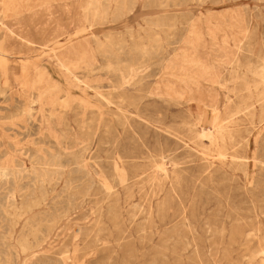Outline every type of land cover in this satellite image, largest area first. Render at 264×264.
Instances as JSON below:
<instances>
[{
	"label": "rangeland",
	"instance_id": "374dc122",
	"mask_svg": "<svg viewBox=\"0 0 264 264\" xmlns=\"http://www.w3.org/2000/svg\"><path fill=\"white\" fill-rule=\"evenodd\" d=\"M20 1L36 44L0 64V264H264V0Z\"/></svg>",
	"mask_w": 264,
	"mask_h": 264
},
{
	"label": "bare ground",
	"instance_id": "6f19581e",
	"mask_svg": "<svg viewBox=\"0 0 264 264\" xmlns=\"http://www.w3.org/2000/svg\"><path fill=\"white\" fill-rule=\"evenodd\" d=\"M116 2V1H115ZM29 4V1L27 2ZM27 3H21L20 0H11V3H10V9H8L7 11L5 10H2L0 8V32H2L4 34V36H8L9 39H10V42L12 41L13 42V45H11V48L9 49H5L3 47H0V64H2L3 62L9 64L11 63L10 59L7 58V56H16V55H19L23 49L24 46H35L36 44V41L35 39L32 37V35L26 31L24 32H21L19 30V26L16 24L19 23L21 27H25L26 24H25V9L26 7L28 6ZM36 3V2H35ZM48 3V2H47ZM120 3V2H119ZM2 4V3H1ZM21 4H24V5H21ZM128 4V3H127ZM145 4V3H144ZM149 5V4H147ZM93 3L91 5H89V15L90 13L91 14H94L95 16L97 15L94 11H93ZM129 6V4H128ZM146 6V5H145ZM40 7V6H38ZM119 7V6H118ZM124 7V5H123ZM122 7V8H123ZM147 7V6H146ZM33 9V8H32ZM118 10V9H117ZM33 12V11H32ZM131 13V11H129ZM124 13V12H123ZM129 14V13H128ZM119 17V16H118ZM122 17V16H121ZM90 22V19L87 18ZM129 20H130V16H128V18L125 20L126 23H129ZM82 21V20H81ZM83 22V21H82ZM81 22V24H82ZM47 24V23H46ZM23 31V30H22ZM94 34V33H93ZM108 38V37H107ZM109 39V38H108ZM48 41V40H47ZM99 42V41H98ZM8 43V42H7ZM7 45V44H6ZM101 46V45H100ZM103 46V45H102ZM7 47V46H6ZM74 59V58H73ZM53 68L55 69V74H57L58 78H60V82H61V85L62 87L64 88H70V90L72 89H76V88H81V86L83 85V87L85 88L84 92H87L89 90H91L93 88V86L89 83V82H86L85 80L82 79V77L79 76V74L77 75L73 69L69 66L68 64V61L66 60L65 57L63 56H55L54 57V60H53ZM201 61V60H200ZM80 62V61H79ZM78 63V62H76ZM83 65V64H82ZM90 66V65H89ZM81 67V66H80ZM90 68V67H88ZM93 68V66H92ZM85 70V69H84ZM91 71V70H90ZM95 72V71H94ZM130 73V72H129ZM128 73V74H129ZM130 75V74H129ZM127 78V77H126ZM126 81V80H125ZM74 86V87H73ZM76 87V88H75ZM34 93V92H33ZM26 95V94H25ZM45 97V95H39L38 97H36L33 101L34 103L35 102H40L42 101V99ZM30 107V106H29ZM32 110V109H31ZM34 110V109H33ZM208 111V110H207ZM25 113V112H24ZM27 113V112H26ZM33 117V116H31ZM209 118V117H208ZM24 120H26L24 118ZM18 121V120H17ZM207 123V122H206ZM12 126V125H11ZM7 127V126H6ZM15 127V126H14ZM2 128V127H1ZM5 128V127H4ZM203 128V127H202ZM29 130V129H28ZM19 131V130H18ZM4 132V131H3ZM23 133V132H22ZM6 137V136H5ZM8 138V137H7ZM4 146V145H3ZM40 146V145H39ZM42 146V144H41ZM41 146H40V149H41ZM2 147V146H1ZM44 147V146H43ZM45 148V147H44ZM51 149V148H50ZM37 150V149H36ZM45 150V149H44ZM47 150V149H46ZM49 150V148H48ZM35 151V150H34ZM41 151V150H40ZM39 151V152H40ZM56 151V150H55ZM36 152V151H35ZM38 152V150H37ZM36 152V154H37ZM46 152V151H45ZM43 153L42 156H39L38 155V160H41L43 161L44 163H39L40 167H42L45 172H51L50 170L53 171V173H57V174H60V172H62L64 169H65V165L63 164V162L61 163V159L65 156V155H68L67 153H63V152H60V153ZM50 152V150H49ZM25 153V152H24ZM2 154V153H1ZM35 154V153H34ZM35 154V155H36ZM10 156V155H9ZM57 156V157H56ZM7 157V155H6ZM36 157V156H35ZM56 157V158H54ZM29 158V157H28ZM33 159V157H32ZM31 159V160H32ZM37 159V158H36ZM4 161V160H3ZM8 161V160H7ZM36 161V160H35ZM32 162V161H31ZM37 162V161H36ZM40 162V161H38ZM10 163V162H9ZM9 163L7 162V164H2V162H0V179L2 180H7L9 179L11 176H15L13 174L14 173V169L13 167H11L9 165ZM13 164V163H12ZM32 164V163H31ZM68 164V163H67ZM74 164L77 166V171H82L84 170L85 168L83 166H81V163L78 162L76 159L74 161ZM14 165V164H13ZM38 166V167H39ZM18 167V166H17ZM24 167V166H23ZM32 167V166H31ZM20 167H18L19 169ZM22 168V166H21ZM26 168V167H25ZM50 168H54V169H50ZM27 169V168H26ZM34 169L35 172H37V170H35L36 168H32ZM40 169V168H39ZM68 169V168H67ZM31 170V169H30ZM73 170V169H72ZM74 171V170H73ZM18 172V171H17ZM20 172V171H19ZM18 172V173H19ZM40 172V171H38ZM42 172V171H41ZM40 172V173H41ZM25 173V172H23ZM22 173V174H23ZM77 173V172H76ZM82 173V172H80ZM78 172V174H80ZM17 174V173H16ZM21 174V173H20ZM43 173H41L42 175ZM46 174V173H44ZM43 174V175H44ZM34 175V174H33ZM40 175V174H39ZM41 176L38 180L40 182V184L42 186L45 187V185L50 182L48 181V179L46 178V175L45 176ZM54 175V174H53ZM62 175V174H61ZM21 176V175H20ZM25 176L28 178L29 176L25 174ZM31 176V175H30ZM52 176V175H51ZM56 176V175H55ZM19 177V175H18ZM16 176V179L18 178ZM50 177V175H49ZM48 177V178H49ZM57 177V176H56ZM22 178V177H21ZM25 178V177H24ZM53 178V177H52ZM61 178V177H60ZM20 178H18V181H19ZM31 179V178H29ZM37 179V178H36ZM56 179V178H55ZM14 180V178H13ZM24 180V179H23ZM51 180V179H50ZM16 181V180H15ZM22 181V180H21ZM36 182V181H34ZM39 182H37L39 184ZM19 189V188H18ZM12 194V193H11ZM22 194V193H21ZM8 195V194H7ZM13 196V194H12ZM10 198V197H9ZM10 200V199H9ZM9 206V205H8ZM1 244V243H0ZM6 244V243H5ZM3 246L4 243H3ZM10 247V246H9ZM7 247V249L9 248ZM1 250V249H0ZM6 251V249H5ZM8 251V250H7ZM3 252V251H2ZM5 253V252H4ZM3 253V254H4ZM7 253V252H6ZM9 257V256H8ZM7 258V256H6ZM10 259V258H9Z\"/></svg>",
	"mask_w": 264,
	"mask_h": 264
}]
</instances>
